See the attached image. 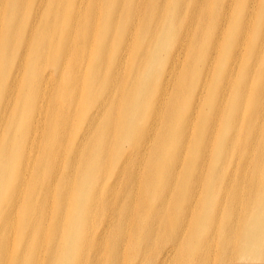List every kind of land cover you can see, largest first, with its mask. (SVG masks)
<instances>
[{
	"label": "bare ground",
	"instance_id": "6f19581e",
	"mask_svg": "<svg viewBox=\"0 0 264 264\" xmlns=\"http://www.w3.org/2000/svg\"><path fill=\"white\" fill-rule=\"evenodd\" d=\"M0 264H264V0H0Z\"/></svg>",
	"mask_w": 264,
	"mask_h": 264
}]
</instances>
